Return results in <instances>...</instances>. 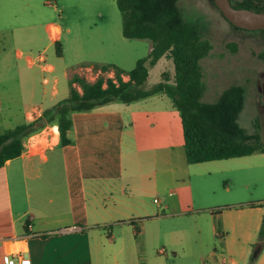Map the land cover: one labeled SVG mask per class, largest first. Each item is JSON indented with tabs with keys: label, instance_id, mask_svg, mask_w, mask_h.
<instances>
[{
	"label": "crops",
	"instance_id": "1",
	"mask_svg": "<svg viewBox=\"0 0 264 264\" xmlns=\"http://www.w3.org/2000/svg\"><path fill=\"white\" fill-rule=\"evenodd\" d=\"M22 1L5 0L6 4ZM51 29L59 31L56 41ZM46 30L49 43L43 51L50 43L58 44L57 58L62 62H49L46 55L45 66L31 64L32 53L16 50L17 77L0 83V133L41 117L45 109L69 96L57 97L54 74L63 64L69 80L84 70L113 77L115 67L127 71L121 62L129 64V71L141 58L137 44L122 55L120 47L126 48L128 38L118 28L112 33L89 31L91 47L83 45L86 40L79 32L68 58L65 45L60 44L61 24L50 22ZM96 33L113 40L108 46L103 40L93 45L91 37ZM147 45L148 55L150 42ZM107 50L116 52L119 61L93 57ZM171 61L163 56L154 66ZM103 65L112 67L102 72ZM39 73L44 84L53 82L52 93L43 91L42 102L49 100L48 104L34 103ZM174 73L171 70L170 79L163 72L160 81L173 83ZM123 78L129 76L124 73ZM13 100L19 102L18 111ZM72 121L69 144L60 145L57 125H46L41 130L47 137L39 136L37 148L23 150L0 168V264H206L204 247L198 253L178 247L194 241L188 235L191 231L198 234L196 242L201 238L204 245L206 229L218 241L208 255L211 264H248L264 218L260 204L264 197L238 199L228 194L238 179L245 189L251 188L254 169L264 168V153L188 163L184 138L180 139V112L164 93L76 111ZM127 142L132 149L151 145L159 150L136 171L126 161ZM153 195L161 199L156 202ZM220 195L226 199L219 202ZM161 242L168 246L165 252H160ZM255 264H264V250Z\"/></svg>",
	"mask_w": 264,
	"mask_h": 264
},
{
	"label": "trees",
	"instance_id": "2",
	"mask_svg": "<svg viewBox=\"0 0 264 264\" xmlns=\"http://www.w3.org/2000/svg\"><path fill=\"white\" fill-rule=\"evenodd\" d=\"M231 1L238 8L264 11L261 0ZM116 2L122 16L123 35L128 39L149 41L150 53L138 59L135 67L129 71L115 67L114 77L106 78L100 74L95 81H90L85 76L74 74L69 80L68 97L45 109L41 117L0 133V168L8 160L19 157L25 148V140L46 125H57L60 145L69 144L68 132L73 125V112L90 111L112 101L130 103L159 93L168 95L180 112L188 163L264 153L260 133H249L238 122L245 104L244 86L232 85L216 101H202L206 85L200 61L209 55L213 45L198 22L184 18L178 0ZM232 48L236 49L235 46ZM163 56L171 58L174 63L173 83L160 81L152 88H144L150 67ZM111 67L101 66L102 72ZM95 69H99V66H95ZM124 73L129 76L128 80L123 78ZM43 120L46 122L43 123ZM260 204L264 207V200ZM263 250L264 218L258 237L252 243L248 264H255Z\"/></svg>",
	"mask_w": 264,
	"mask_h": 264
},
{
	"label": "rangeland",
	"instance_id": "3",
	"mask_svg": "<svg viewBox=\"0 0 264 264\" xmlns=\"http://www.w3.org/2000/svg\"><path fill=\"white\" fill-rule=\"evenodd\" d=\"M117 0H24L22 2L6 4L5 0H0V83L8 79L17 77L16 50L21 48L26 54H37L43 51L48 39L46 26L50 22L61 24L63 28L62 45L66 47V58L74 51L73 42L78 38L80 32L81 38L85 39L84 46L91 47L88 43L90 39L89 31H102L112 33L117 28L122 30V16L117 6ZM264 4V0H261ZM178 5L187 21L198 22L206 38H208L213 48L208 56L201 59L200 63L203 70V80L206 88L202 97L204 102L216 101L221 93L232 85H242L245 87V104L241 111L238 122L249 133L259 132L264 141V31L244 30L235 28L232 23L223 15L216 6L214 0H178ZM70 29V30H69ZM88 32L85 34L84 32ZM7 36V38L5 37ZM37 37L36 40L33 38ZM92 42L95 45L99 40H103L108 46L112 42V36L104 35L100 37L98 33L94 35ZM35 41V42H33ZM137 44L138 54L143 57L147 55V40L127 39L126 48L120 47V52L125 54L131 47ZM92 45V46H93ZM233 46L236 47L233 50ZM56 44L50 43L46 50L49 62H62L57 58L60 54L56 51ZM92 50V48H90ZM110 50V49H109ZM58 54V55H57ZM96 59L119 61V55L116 52H106L94 54ZM24 62V61H23ZM25 63V62H24ZM124 69H130L129 64L121 62ZM172 68V69H171ZM171 70L174 71L173 61L170 64L163 65L158 63L152 68L150 78L143 85L144 88H152L161 80L163 72L166 77L171 79ZM109 77L95 70H88L82 74L90 81H95L99 75ZM115 75H113L114 77ZM58 78V98L69 95L70 82L65 75V65L59 67L54 74ZM11 87V85H6ZM78 86V85H77ZM53 82L43 83L41 73L38 75L36 84V104H48L49 100L42 102L43 91L48 95L52 93ZM14 110L18 111L19 102L13 100ZM3 105L7 101L3 99ZM57 127H54V131ZM179 134H176L178 137ZM183 134L180 133L182 140ZM177 141V140H176ZM154 146L144 145L141 148H130L126 145V161L135 166L136 171L147 161L152 160L149 155L159 149ZM129 157H132L129 158ZM132 160V161H131ZM150 171V166H148ZM254 182L250 189H245L240 180H235L233 191L228 194V198L249 197L253 195L264 197V168L254 169ZM227 179L233 176L226 175ZM160 195H153L151 199ZM226 197L220 195L218 201L225 200ZM175 227L179 225L175 224ZM188 235L193 236L189 244L178 246L186 252L203 251L206 255V264H211V251L217 245V238L210 229H206L202 240L196 242V231H191ZM168 246L161 242L160 249ZM179 248V251H180ZM183 251V250H182Z\"/></svg>",
	"mask_w": 264,
	"mask_h": 264
},
{
	"label": "water",
	"instance_id": "4",
	"mask_svg": "<svg viewBox=\"0 0 264 264\" xmlns=\"http://www.w3.org/2000/svg\"><path fill=\"white\" fill-rule=\"evenodd\" d=\"M223 15L236 27L246 30H264V11L238 8L231 0H214ZM46 121L43 120V123Z\"/></svg>",
	"mask_w": 264,
	"mask_h": 264
},
{
	"label": "built area",
	"instance_id": "5",
	"mask_svg": "<svg viewBox=\"0 0 264 264\" xmlns=\"http://www.w3.org/2000/svg\"><path fill=\"white\" fill-rule=\"evenodd\" d=\"M58 33H59V31H53L51 29V34H52V38H53L54 41H56L58 39ZM46 55L47 54H46L45 50L41 51V52H39V53H37L35 55L31 54V55L28 56V61L31 64L39 63V64H43V66H45L46 65V59H47ZM50 126H53V125H50ZM42 133H45L44 130H41L40 132H37V133L31 135L30 137H28L27 140H26V143L24 144V146H25L24 150L26 149L27 151H32L35 148H37L40 145V143H41V140H40L39 136ZM47 134L45 133L44 135L47 137ZM156 202H158L157 199H156ZM160 252H165V248L162 247L160 249Z\"/></svg>",
	"mask_w": 264,
	"mask_h": 264
},
{
	"label": "bare ground",
	"instance_id": "6",
	"mask_svg": "<svg viewBox=\"0 0 264 264\" xmlns=\"http://www.w3.org/2000/svg\"><path fill=\"white\" fill-rule=\"evenodd\" d=\"M56 131H57V129H56Z\"/></svg>",
	"mask_w": 264,
	"mask_h": 264
}]
</instances>
